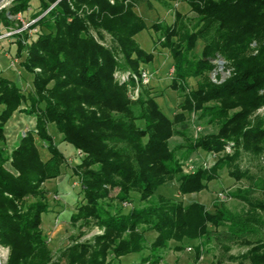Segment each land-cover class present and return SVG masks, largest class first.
Wrapping results in <instances>:
<instances>
[{"label":"trees","instance_id":"trees-1","mask_svg":"<svg viewBox=\"0 0 264 264\" xmlns=\"http://www.w3.org/2000/svg\"><path fill=\"white\" fill-rule=\"evenodd\" d=\"M31 1L11 0L0 9L3 27L14 28L10 17L25 13ZM153 1L170 7L163 0H37L39 11L29 27L43 31L33 40L24 31L10 35L15 57L25 50L19 64L32 75V89L25 94L0 77V245L9 248L6 264H122L129 255H139L137 264H160L167 251L182 252L187 243L198 244L197 264L201 245L218 229L245 249L229 256L230 262L264 264V174L241 168L243 157L264 160V0H170L185 3L193 15L176 10L171 25L150 27L157 36L153 52L159 46L172 59L168 88L181 102L171 119L148 86L138 85L132 97L133 77L153 61V53L136 42L146 25L135 10ZM216 61L228 74L223 80L219 74L210 78ZM189 80H197L192 89ZM15 112L34 118L35 126L8 150L4 130ZM186 114L215 132L194 137ZM49 124L81 154L72 174L82 202L70 223L81 221L101 232L75 240L58 260L41 229L48 211L44 184L59 177L66 162L48 134ZM173 137L182 143L170 149ZM38 139L47 146V161L40 157ZM226 144L232 154L210 169L185 171L192 154H221ZM223 168L235 181L248 182L229 193L246 205L240 213L223 205L212 213L200 203L185 205L161 194L152 200L168 182L182 196L199 194ZM148 233L155 234L150 243Z\"/></svg>","mask_w":264,"mask_h":264},{"label":"rangeland","instance_id":"rangeland-1","mask_svg":"<svg viewBox=\"0 0 264 264\" xmlns=\"http://www.w3.org/2000/svg\"><path fill=\"white\" fill-rule=\"evenodd\" d=\"M169 2L170 7H163L158 2H151L150 5L146 3L140 4L135 10L136 13L143 19L146 29L141 31L135 37L137 44L140 49L146 53H153V61L145 65V69L151 74V85L148 89L151 96L156 98V103L160 111L168 118L171 119L173 114L177 112V104L181 102V99L177 97V94L168 88L170 80L172 78L173 68L172 59L169 53L165 49L156 47L153 52V43L157 40V36L153 34L150 27L154 23H164L166 25H171L173 22V12L179 11L183 15L193 16L188 13V6L185 3H180L178 1L163 0ZM11 0H5L1 5L0 9L7 8ZM39 11L37 0H32L30 2L29 9L22 14H18L15 17H10V19L15 20L14 28L21 26L18 30L27 33L31 40H33L36 35L43 31L40 26L35 28H30L36 19H33V15ZM14 28H5L0 22V41L4 38H11L10 34L15 33L17 30ZM10 36V37H9ZM14 39V38H13ZM200 43L197 44L196 53L200 52ZM2 46V47H1ZM15 47L11 50L15 52ZM9 50V45L6 41L0 44V55H4L5 52ZM24 56H22L21 61L23 62ZM10 66L11 69L7 70L8 80L16 84L17 88L21 90H26L25 94L31 91L32 87V75L27 73L23 68H19L17 62ZM217 68L214 73L210 74V78L214 80L216 74H219L221 80L225 79L228 74L222 70V61H216ZM14 67V68H13ZM7 79V78H5ZM19 80V82H18ZM197 80H189L188 88L192 89L195 87ZM149 83V84H150ZM2 106H0V112L2 111ZM262 110L260 111V113ZM190 122V133L195 137L198 134H209L215 132V129L211 127H205L199 122L194 115H187ZM24 118L25 115H20ZM29 117L24 118L25 120ZM140 125V124H139ZM25 127V128H24ZM19 135H22L28 126H24ZM48 134L52 137L54 145L63 154L66 162L61 166L60 176L56 179L49 180L44 184L45 188L48 190L47 204L48 211L46 214L42 215L41 229L43 235L46 238L48 248L51 252L52 258L54 260L59 259L60 252L66 248L68 245L76 241H84L91 238L97 233H101L93 225L86 226L83 222L79 221L77 224L72 225L70 223V215L75 212L76 207L82 202V194L80 193V185L77 178L72 174V168L79 163L81 159V154L76 152L73 147L69 144L62 142L61 135L57 132L53 124H49L47 127ZM38 149L40 152V157L42 160L47 161L50 154L47 150L45 142L36 140ZM182 140L179 137H173L169 140V147L172 149L178 144H181ZM232 149L230 144H226L223 147L221 154L215 153H205L198 151L190 156L187 162H185V168L188 170H194L196 168H206L210 169L218 159L222 158L224 155H231ZM241 168L247 169L254 176H260L264 174V160L253 159L251 157H243L241 162ZM219 177L217 180L212 181L208 184L207 190L200 192L199 194H189L180 195L177 191V185L175 182H168L162 185L154 198L155 201L157 195L161 194L167 198L175 201H181L185 205L193 202L200 203L206 207L209 212L213 213L214 206L223 205L227 210L232 213H240L246 209V205L237 199L231 198L229 193L234 191L236 188H243L248 185V182L244 179L240 182L235 181L234 178L228 175V169L223 168L218 173ZM112 192L111 195H114ZM134 197L133 204L137 205V199ZM32 199H28L31 202ZM142 205V204H141ZM129 208L126 207L125 211ZM212 231L213 228L210 227ZM81 237H78L79 235ZM148 243L153 240L152 234L147 235ZM77 238V239H76ZM197 243H187L184 246L182 252H173L172 250L167 251L164 254V260L160 264H194V249ZM3 249L0 253L2 256V264H6L9 248L0 245ZM173 244H171V248ZM225 247L229 251L225 250ZM7 249V251H6ZM190 249V250H188ZM245 249L241 247L239 242H235L229 238L224 229H218L213 235H210V240L207 244L201 245V256L197 264H237L230 262L229 256H235L243 252ZM124 264H134L139 261L138 255L127 256L122 258ZM60 264H63L62 262ZM247 264V263H245Z\"/></svg>","mask_w":264,"mask_h":264},{"label":"crops","instance_id":"crops-1","mask_svg":"<svg viewBox=\"0 0 264 264\" xmlns=\"http://www.w3.org/2000/svg\"><path fill=\"white\" fill-rule=\"evenodd\" d=\"M13 38L14 37H11V38H8V39L7 38H5V39L3 38L0 41V44L3 41H6V43L9 45V50L7 52H5L4 55H0V77H2V78H7L8 79V74H10V73H8L7 70L11 69L10 66L12 64L15 67V65H16L15 62H17L18 67L21 69L19 63H20L22 57L21 58H16L15 57L16 49H15V52L11 50L12 47L16 48L15 38L14 39ZM21 55L22 56L25 55V50L22 51ZM18 82H19V80H18ZM31 89H32V87H31ZM22 92L25 93L26 90L25 91L22 90ZM20 115H24V114H20L18 112H15L12 115L11 119L5 125L4 134H5L6 146H7L8 150H11L16 145V143H17V141L19 139V136H20L18 133H19V131L22 130V128L25 125L29 127L27 130L34 129V126H35L34 118L29 117V116H25L24 118L29 117L28 119L25 120L24 118L20 117ZM150 234H152V236L155 237L154 233H150ZM154 237H153V239H154ZM129 256H131V255H129ZM126 257H123V258H126ZM139 260H140V257H139ZM120 261H121L122 264H124L122 258L120 259ZM137 263H134V264H137ZM130 264H132V263H130Z\"/></svg>","mask_w":264,"mask_h":264},{"label":"built area","instance_id":"built-area-1","mask_svg":"<svg viewBox=\"0 0 264 264\" xmlns=\"http://www.w3.org/2000/svg\"><path fill=\"white\" fill-rule=\"evenodd\" d=\"M18 32H19V30H17L15 33H11L10 35L16 34ZM150 80H151V74L147 70H140L139 74L137 76L133 77V81H134V83H136L137 87H136V89L133 90L132 97H137L138 90H139L138 89V85L141 86V87H146V86L149 85ZM185 171L187 172L188 169H186ZM2 250H5V249H3L0 246V253H2L1 252ZM188 250H190V249H188ZM6 251H7V249H6ZM1 258H2V256L0 254V264H2V259Z\"/></svg>","mask_w":264,"mask_h":264},{"label":"water","instance_id":"water-1","mask_svg":"<svg viewBox=\"0 0 264 264\" xmlns=\"http://www.w3.org/2000/svg\"><path fill=\"white\" fill-rule=\"evenodd\" d=\"M5 0H0V5L4 2Z\"/></svg>","mask_w":264,"mask_h":264}]
</instances>
